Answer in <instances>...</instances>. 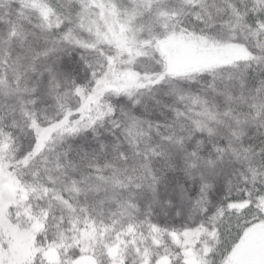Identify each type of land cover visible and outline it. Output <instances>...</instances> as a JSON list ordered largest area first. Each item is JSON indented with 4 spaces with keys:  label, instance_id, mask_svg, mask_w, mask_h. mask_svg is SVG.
<instances>
[{
    "label": "snow or ice",
    "instance_id": "snow-or-ice-1",
    "mask_svg": "<svg viewBox=\"0 0 264 264\" xmlns=\"http://www.w3.org/2000/svg\"><path fill=\"white\" fill-rule=\"evenodd\" d=\"M0 264H264V0H0Z\"/></svg>",
    "mask_w": 264,
    "mask_h": 264
}]
</instances>
